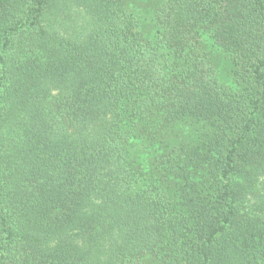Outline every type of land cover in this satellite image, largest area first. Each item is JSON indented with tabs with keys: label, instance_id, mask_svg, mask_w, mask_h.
<instances>
[{
	"label": "trees",
	"instance_id": "obj_1",
	"mask_svg": "<svg viewBox=\"0 0 264 264\" xmlns=\"http://www.w3.org/2000/svg\"><path fill=\"white\" fill-rule=\"evenodd\" d=\"M0 264H264V0H0Z\"/></svg>",
	"mask_w": 264,
	"mask_h": 264
},
{
	"label": "rangeland",
	"instance_id": "obj_2",
	"mask_svg": "<svg viewBox=\"0 0 264 264\" xmlns=\"http://www.w3.org/2000/svg\"><path fill=\"white\" fill-rule=\"evenodd\" d=\"M208 42H209V44H208V48L210 49L211 48V44H210V40H208ZM230 67V66H229ZM228 71H229V73H230V70H229V68H228ZM223 73H224V70L223 69H220L219 67H217V78H218V80H220V81H224V79L222 78L223 76ZM224 82H226V81H224Z\"/></svg>",
	"mask_w": 264,
	"mask_h": 264
}]
</instances>
